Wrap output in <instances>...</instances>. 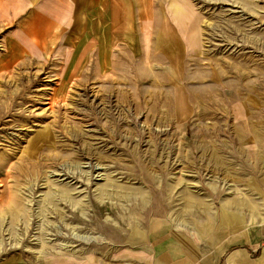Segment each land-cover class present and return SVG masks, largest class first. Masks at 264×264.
<instances>
[{
  "label": "rangeland",
  "instance_id": "1",
  "mask_svg": "<svg viewBox=\"0 0 264 264\" xmlns=\"http://www.w3.org/2000/svg\"><path fill=\"white\" fill-rule=\"evenodd\" d=\"M0 1V264H155L152 241L201 245L205 229L262 225L264 165L246 151L252 126L264 134V0H142L156 18L131 39L135 55L114 58L108 0ZM174 4L201 47L176 86L196 107L184 115L156 98L140 48L148 31L146 51L156 47L164 24L185 39ZM72 9L84 14L69 27ZM40 17L63 28L45 49L28 34L47 29ZM198 83L212 99L192 95Z\"/></svg>",
  "mask_w": 264,
  "mask_h": 264
},
{
  "label": "crops",
  "instance_id": "2",
  "mask_svg": "<svg viewBox=\"0 0 264 264\" xmlns=\"http://www.w3.org/2000/svg\"><path fill=\"white\" fill-rule=\"evenodd\" d=\"M71 1H73L71 2L73 4V8H76V6H74V2L78 6L77 2L79 0ZM86 1L87 0H82V2H84L85 4ZM0 2L2 3V1ZM147 4L148 2H143L142 0H108V4L103 6L102 15L106 14V23L109 30L108 38L111 41V47L108 51V57H131V55H135L133 54V52H138V50H135L137 48H132V43L130 42L131 39H136V33L140 32L138 31V28L143 26L144 24L143 20H151V18L152 20H154L156 18V15H154L152 12L155 5H153L151 2H149V11L146 10L147 12H143V8L147 7ZM174 5H177L176 8L179 15H176L175 17L173 8L174 6H172L170 10L171 19L176 23L177 27L180 26L178 29L175 28V32H178L182 29L185 39L181 40L179 38L178 42L176 37H173L170 34L172 32L169 30V28H164L166 26V24H164L163 28L161 29L162 36L160 37V39H158L157 46L154 48H150V51H146L147 45L145 42L149 38L151 33L150 31H148L145 33V42L143 43V45H140V48L141 50L143 48L145 51V53H141V58H151L154 62L153 64H149L148 66L150 67L149 69H156V71L153 74L150 73L148 77H150L149 80L153 82L152 86L154 88L156 98H158V94H163L166 97L170 98L171 104L173 103L172 109L174 111V114L184 115L187 113V111L189 112V110H193V112H195L194 109H191L195 106L191 107V104L194 103L189 100L185 87L184 91L182 92L181 87L184 85L179 86V88L177 87L179 84L187 83V79L189 78L187 67L190 62L196 63L194 65L199 68L200 64L198 65L199 58L197 56L199 55V53H201V47L200 42H197L198 45L196 46L195 42L192 43L190 39L195 32H197L199 36V32L195 30L194 24H192V22H189L190 25L188 27H186L185 25L182 27L181 25L184 24V19L187 18H183L184 14L182 13L179 5ZM72 11L73 9L67 14V16L70 17V22L68 25L69 27L71 26V23L78 22L80 20L79 17L83 16L84 14L82 11L81 13L74 15L75 12L73 14ZM101 17L103 18V16ZM35 21H38V24H47L48 26L44 31L40 30L36 26L32 29H29L30 31L28 32L29 35H35V39L38 40L37 43L42 46L43 49L48 48V46L50 45L48 44L49 42H54L53 40H56L57 38L59 40L61 38L63 39V28L60 27L59 29L57 26L58 30H56V28L54 29L55 24L53 22H48L46 19H43L41 17L35 19ZM100 22L103 23V19H100ZM183 32H181V34H183ZM139 36L141 40H143L144 34L142 33V31L138 34V37ZM56 45H58V43ZM60 50L62 51L61 47ZM60 54L62 53L60 52ZM193 56L195 57L194 59H192ZM185 57L187 58L185 59ZM146 65L147 64H140V68L138 70L139 79H144V77H141V74L143 72V68H145ZM164 77L165 80L167 79L170 83L163 84L162 82H160V79ZM199 78V80H201L202 82L205 81L203 76H200V74ZM141 86L142 85L138 86L137 89L142 88ZM216 86L218 85H215V87ZM207 87L208 88H205V86H203V83L194 84V87H192L191 89V93L193 95L195 93L194 90L198 88L196 92L199 99L201 98V96H203V99H212L215 91L214 89L212 90V87H210V85H207ZM168 90L171 91L168 92ZM216 90H218V93L220 95L226 94V92L222 91L223 87H221L220 90L219 88H216ZM174 92L178 94L179 92H181L182 98L180 99V102L177 97H174V94L171 95ZM193 97L196 98L195 96ZM163 102L164 101L162 100L161 103ZM164 103L166 104V102ZM223 104L224 103L221 102V106L218 107L220 110L226 112ZM174 107L178 108L179 111L175 112L176 108ZM249 126H251V124ZM251 131L252 134H256L255 136H257L259 139H257L255 145L249 148L250 150H247L246 152H255V154L260 157L257 161H255L258 164H262L263 166L264 134L254 126L251 127ZM220 151L222 150H219L218 152ZM237 151L242 152V148H239ZM210 153L215 155V151L213 149H211ZM211 167H213V165L209 166V168ZM218 215L223 216L225 214L219 212ZM233 215H236V218H233L232 221L234 223L238 222L239 219L237 218V216L241 214L239 213ZM261 220L262 225L260 224L256 228H251L246 231L243 229L238 230V227L236 226H217L210 230L205 229L203 231L207 233L203 236L204 240H202V244H194L196 245L195 247L193 244H187L186 247L183 242L182 244L178 239L173 240L170 237L162 238L158 243L152 241L149 244H153V246L157 249V253L159 252V255H156L154 263L156 264V262L158 261V264H264V218H262ZM134 235L140 236V231H138V233H135ZM144 236H146V234ZM142 237L143 236H140V238ZM124 240L125 239H123V241Z\"/></svg>",
  "mask_w": 264,
  "mask_h": 264
},
{
  "label": "bare ground",
  "instance_id": "3",
  "mask_svg": "<svg viewBox=\"0 0 264 264\" xmlns=\"http://www.w3.org/2000/svg\"><path fill=\"white\" fill-rule=\"evenodd\" d=\"M121 89V88H120ZM111 90H112V88H111ZM114 90H116V89H114ZM125 92V91H124ZM124 92H123V90L121 89V90H118V93L120 94V95H122L121 97H123V99H124ZM126 99V98H125ZM45 139H47V138H45ZM41 143H42V140L40 139L39 140ZM43 145V144H42ZM38 146V144H33V146H32V148H34V147H37ZM25 159V158H24ZM23 166V165H22ZM24 168H26V166L24 167ZM24 168H23V170H24ZM36 168H38V167H36ZM141 168V167H140ZM28 169L30 170V171H32V172H35L34 171V166H31V167H28ZM27 169V170H28ZM20 172V171H19ZM26 172V171H25ZM30 173V172H29ZM28 175V174H27ZM30 176V175H29ZM28 176V177H29ZM19 209H20V207H18V208H15V209H10L11 210V212H12V215H16L17 214V212L19 211Z\"/></svg>",
  "mask_w": 264,
  "mask_h": 264
}]
</instances>
